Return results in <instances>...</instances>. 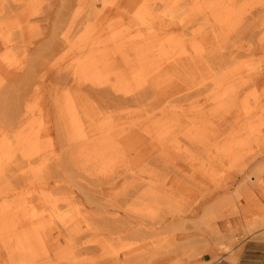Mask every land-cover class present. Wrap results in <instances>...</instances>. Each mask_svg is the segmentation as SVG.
I'll return each mask as SVG.
<instances>
[{
    "label": "rangeland",
    "instance_id": "1",
    "mask_svg": "<svg viewBox=\"0 0 264 264\" xmlns=\"http://www.w3.org/2000/svg\"><path fill=\"white\" fill-rule=\"evenodd\" d=\"M56 198L89 215L42 264H208L263 228L264 0H0V235Z\"/></svg>",
    "mask_w": 264,
    "mask_h": 264
},
{
    "label": "bare ground",
    "instance_id": "2",
    "mask_svg": "<svg viewBox=\"0 0 264 264\" xmlns=\"http://www.w3.org/2000/svg\"><path fill=\"white\" fill-rule=\"evenodd\" d=\"M111 136L116 134L112 133ZM64 207L77 210V215H72L71 212L61 214L60 211ZM31 208L34 210V220L24 218L14 222L10 238L7 232L0 235L2 243L6 245L3 257L5 264H42V261H45L43 259H54L63 248V232L80 224L83 217L89 215L88 211L80 208L78 204L58 198L45 200L41 205H33ZM262 210L264 211V208ZM13 214L8 211L7 217L12 218L15 216ZM27 227H33L35 230L24 233L23 230ZM14 237L15 241L11 242Z\"/></svg>",
    "mask_w": 264,
    "mask_h": 264
},
{
    "label": "crops",
    "instance_id": "3",
    "mask_svg": "<svg viewBox=\"0 0 264 264\" xmlns=\"http://www.w3.org/2000/svg\"><path fill=\"white\" fill-rule=\"evenodd\" d=\"M264 205V199L262 201ZM238 243L231 242L232 250L217 259H205L208 264H264V227L253 234H239Z\"/></svg>",
    "mask_w": 264,
    "mask_h": 264
}]
</instances>
